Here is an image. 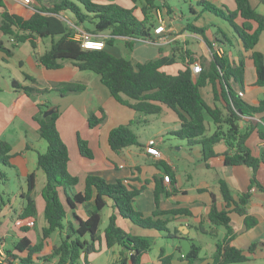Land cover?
Instances as JSON below:
<instances>
[{
  "label": "trees",
  "instance_id": "1",
  "mask_svg": "<svg viewBox=\"0 0 264 264\" xmlns=\"http://www.w3.org/2000/svg\"><path fill=\"white\" fill-rule=\"evenodd\" d=\"M137 1V0H134ZM237 7L230 10L225 5H218L211 0H198L202 12H210L227 20L236 30L241 39L243 48L252 51L250 58L253 60L257 79V86H264V54L253 50L264 31V14L259 12L250 0H234ZM160 0H145L142 6L143 18L140 19L129 8L116 2L99 3L95 0H33L25 5L15 2L8 5L0 0V30L7 35L12 43L6 46L0 40V49L5 54V59L11 57L13 49L20 43L29 42L37 48L40 40L51 38V46L42 54H38L39 62L47 69H59L64 60H71L82 71H92L99 75L101 81L108 87L111 94L119 101L128 104L134 110L143 114H158L162 106L167 105L174 109L180 119L181 127L173 132L174 135L187 140L190 146L200 144L204 159L216 156L215 145L224 141L227 150L223 153L227 166L246 164L255 171L260 158L252 154L247 140L254 129L251 124L241 126L245 116H253L260 112L264 106L252 105L241 99L233 84L245 89L246 62L244 57L238 62L231 61L228 55L214 53L213 60L206 67H202L198 78H193L192 65L196 59L188 50L175 47L173 56L162 55L157 59L144 63H133L125 56L111 53L107 46L111 45L115 36H124L129 48L133 46L130 38H152L154 29L158 26L156 12L162 7ZM264 3V0H261ZM168 13L172 11L170 5H164ZM64 13H70L75 19L74 25L80 27L88 22L91 32L98 33L110 31L111 37L107 38L103 49H84L80 42L72 38L74 30L62 18ZM243 19L241 26L236 23V18ZM187 30L204 33V28L190 22ZM86 30V29H85ZM86 30V31H88ZM89 31V32H90ZM179 57L184 64L177 73H169L165 66L177 61ZM25 80L33 83L37 79L25 73ZM208 83L213 85L214 99L221 102V106H210L204 99L201 88ZM13 86L22 89L27 96L48 95L58 92L61 95L84 91L86 86L77 82H59L51 87L39 88L36 85H23L13 80ZM122 95L128 97L123 99ZM130 100V101H128ZM39 111L34 115L38 122V133L47 142L44 152H38L37 165L46 177V182L41 190L44 201V219L46 225L42 227L39 241H34L27 234L13 240L11 247L3 250L5 264H36L37 260L52 261L57 258L56 264H79L84 257L88 262V255L100 251L102 241L108 248L115 245L122 247L120 264H144L143 255L153 246V238L136 236L127 232L118 222V217L131 220L134 224L144 228H154L172 234L167 227L168 221L174 219L176 214L187 212L184 209L161 210L159 208L160 195L164 192L161 179H157L155 189L156 210L152 215L146 216L134 206L135 198L143 188L132 186L124 180L110 182L99 175H88L84 180L82 191L75 192L73 188L79 183V177L71 174L68 169L70 161L69 148L57 127L59 110L51 115L44 116L49 105L39 104ZM99 115L94 111L88 114L90 127L101 126L106 114L104 108H99ZM211 119L215 128L207 121ZM134 121L121 124L109 132L108 142L115 152L123 148L138 145V134L132 129ZM264 138V132L260 131ZM78 148L82 156L93 158V151L87 140L78 138ZM10 142L0 139V164L14 167L12 159L14 153ZM168 174H172L167 168ZM2 178H6L0 171ZM171 176V175H170ZM164 180V177H163ZM252 181L255 182V175ZM27 189L21 193L23 202L18 210L20 220L37 223L39 216L38 202L34 191L37 186V174L32 172L27 175ZM220 189L227 203V207L235 204V211L245 216L247 228L257 222L255 217L248 215L246 205L249 194H243L235 200L231 188L225 180H220ZM70 190L71 192H68ZM64 191V196L62 195ZM3 193H0V202H4ZM66 196V198H65ZM111 201V204L110 202ZM93 202L90 208V203ZM85 206L87 216L83 218L75 209ZM112 207L109 222L101 231L103 211L107 206ZM72 210V218L68 219ZM165 216L163 220L157 218ZM212 227L200 223L197 228L207 234H216L218 226H224L226 236L218 240L216 250L212 255L214 264L242 263L248 260L244 251L232 244L230 216L228 210H219L214 202L208 214ZM33 225L19 226L22 233L28 232ZM59 232V244L52 247V252L41 255L45 243L52 234ZM5 239V238H4ZM1 244V241H0ZM251 250V248H250ZM188 264L199 261V248H193L184 255ZM168 259H164L166 261Z\"/></svg>",
  "mask_w": 264,
  "mask_h": 264
},
{
  "label": "crops",
  "instance_id": "2",
  "mask_svg": "<svg viewBox=\"0 0 264 264\" xmlns=\"http://www.w3.org/2000/svg\"><path fill=\"white\" fill-rule=\"evenodd\" d=\"M4 1L8 5H12L15 2L22 3L21 0ZM95 1L99 3L116 2L123 6L134 8L137 17L143 18L142 6L145 0ZM211 1L219 5H225L230 10H235L237 7L234 0ZM185 2L188 4L190 10L188 15L184 14V12L179 13V10L170 5L166 0H160L159 4L162 7L157 10L156 15L158 25L161 20H164L166 24V39L154 42L145 38H130L133 40V46L129 48L126 44L129 38L115 36L112 44L107 46L108 50L114 55L130 58L133 63H144L157 59L162 55L173 56L175 47H177L188 50L196 59L195 63H199L203 68H206L213 60L214 53L228 55L230 60L234 62H238L244 57L246 62L245 89H241L236 84H233L234 88L238 96L247 103L252 105L264 103V86L256 85V68L253 60L249 57L252 51H247L243 48L242 41L238 37L234 27L221 17L210 12H202L201 7L197 3L198 0H185ZM165 4L170 5L172 11L168 13V9L164 6ZM253 7L255 6L253 5ZM0 12H2L1 7ZM262 13L264 14V11ZM62 18H66L73 23L75 21L70 13H64ZM235 21L240 27L243 19L237 17ZM190 22L196 26L203 27L204 33L187 30V25ZM80 27L84 29L83 26ZM89 33L97 40L106 41L107 38L112 36L110 31ZM152 38L155 39L156 35L153 34ZM45 39L39 41L36 49L29 42L18 44L13 49L12 56L7 57V59H5V54L0 49V67H2L1 62L10 65L11 60L16 59L15 62H17L19 71L23 77V81H21L9 75L12 81L11 87H8L7 90H3L0 87V112L7 110L15 114L14 116L21 115L28 119V121L26 120V125L20 123V127L24 128L23 131L19 126L13 129L16 135L15 139L5 137V131L9 129L0 126V139L11 143L12 152L14 153L12 159L13 165L14 160L19 157L26 176L32 172H36L37 186L34 194L36 191L37 194H40L46 182L44 172L37 165V150L38 146L40 147L42 144L41 139L43 138L38 133L39 124L34 119V115L39 111V104L49 105V107L56 106L60 113L57 127L70 153L68 169L71 174L79 177V183L73 188V191L78 192L83 190L84 180L88 175H99L110 182L124 180L132 186L143 188L141 193L135 198L134 206L146 216H150L157 207L155 189L157 179H161L164 185V192L160 195L159 208L161 210L179 208L187 211L176 214L174 219L168 221L167 227L174 234L172 236H167L165 232L154 228H144L136 225L127 218L118 217V224L127 232L136 236L153 238L152 249L143 255L142 260L144 264H188V261L184 258L185 252L181 245L183 239L190 241L191 249L193 246L199 248L200 259L195 264H214L212 255L216 250V243L226 236L227 230L224 226H218L215 229L216 234L211 235L203 233L197 228L201 222L207 228L212 227L208 214L214 202L219 210L226 209L229 211L232 228L231 237L233 238L232 244L242 249L248 256V260L245 262L228 264H264V138L260 135V131L264 132V106L260 112L253 116H245L244 120H241L242 127L251 124L255 126L247 140V145L250 147L252 154L260 158V163L255 174L252 167L246 164L232 166L225 164L223 153L227 150V146L224 141H220L215 145L216 156L207 160L204 159L200 144L190 146L187 140L173 134L175 130L181 127V119L178 113L167 105H163L162 111L156 114L161 120L159 131L153 133L148 139H144L143 136L135 131L143 146L132 145L115 152L111 149L108 142L110 130L118 125L128 124L131 121H134L132 127L142 123L149 124L151 123L152 114H143L134 110L128 104L119 101L101 81L99 75L92 74V71L80 70L71 60H64L62 67L59 69L45 68L37 57L38 54H42L46 50L40 49V45L46 47ZM49 39L51 40V38ZM0 40L4 41L6 46H10L12 43V40L9 41L7 35L1 30ZM48 45L49 47L51 46V41L47 40ZM253 50L264 54V31L261 33L259 41ZM177 59L174 63L165 66L167 72L177 73L179 68L183 67L184 64L180 61L181 59L179 57ZM25 73L35 77L37 82L33 83L25 80ZM199 73L193 72L195 80L198 78ZM13 80H17L23 85H36L39 88L51 87L53 84L59 82H77L84 84L86 89L78 93H67L65 95L51 92L47 96L35 95L30 97L25 95L22 89L14 87ZM3 92L15 95V99H13L10 106L5 105L2 99ZM240 92L244 94L240 95ZM201 93L210 106L214 107L215 104L221 106V102L214 99L213 85L211 83L202 87ZM122 97L123 99H128L125 95H122ZM100 107L104 108L106 119L101 126L92 128L88 122V114L90 111H94L99 115ZM207 121L210 124L211 132H213L215 128L213 122L208 117ZM28 132H31V134ZM165 134L175 137L173 142L179 146L178 149H173V146L164 148ZM79 136L88 141L93 151V158L81 155L78 148ZM28 138H32L33 141H29ZM152 139L157 141V147L162 154L161 158H156L147 152L146 146ZM167 168L172 172V174L170 173V182L163 180L164 175L168 174ZM253 175H255V182L252 181ZM220 180L227 182L234 199L237 201L241 195L249 194V202L246 208L248 215L255 217L257 220L254 226L251 228L246 227L245 216L235 211L234 203L227 207L220 189ZM26 189L27 183L25 186H21L18 193H15L19 208L23 202L21 193L25 192ZM68 192L71 191L68 190ZM0 193L2 192L0 191ZM64 193L62 191L63 196ZM1 199L4 200L3 195ZM36 200L39 209L37 222H42V230V227L46 225L43 212L44 201L42 198ZM109 202L111 204V201ZM92 204L93 202L89 204L90 208ZM75 211L83 218L87 216L85 206L80 205ZM71 213L72 210L69 211L68 219L72 218ZM111 213L112 207L109 205L103 211L102 232L109 222ZM157 218L164 220L166 217L158 216ZM105 220L106 224H104ZM33 229L34 227L25 233H22L20 229H11L4 235L13 233L11 235L13 242L17 237L24 234L32 238L31 231ZM55 233L57 234L55 237L58 242L56 244H59L61 235L59 232ZM201 235H209L214 239V242L208 243L202 241ZM52 236L45 243L44 251L41 255L52 252V247L56 245L54 242L53 244L51 242L54 239ZM121 252V246L115 245L108 248L105 242L102 241L100 251L88 255V262L83 257L80 263L120 264ZM164 259L168 260L164 261ZM56 261L57 258L49 262L46 261L44 264H56Z\"/></svg>",
  "mask_w": 264,
  "mask_h": 264
},
{
  "label": "rangeland",
  "instance_id": "3",
  "mask_svg": "<svg viewBox=\"0 0 264 264\" xmlns=\"http://www.w3.org/2000/svg\"><path fill=\"white\" fill-rule=\"evenodd\" d=\"M166 1L170 5L178 9L179 13L184 12V14H187V15L189 14L190 10L185 0H166ZM251 2L259 12L262 13L264 11V3H262L261 0H251ZM67 23L69 22L67 21ZM90 25L91 24H89L88 22L81 24V26H83V28L86 30L90 28L89 27ZM47 40L49 42L51 41L49 38H46L44 42L46 43L47 48L44 47V45H40L41 50L48 49L50 44L47 46ZM41 44H44V43H41ZM15 60L16 59L11 60L10 65H6L1 62L2 67H0V87L3 90L5 89L7 90L8 87H11L12 81L10 77L23 81V77L19 71V66L17 62H15ZM91 73L95 74L93 72ZM2 94H3L2 99L5 102V105L10 106L13 99H15V95H13L12 93H5V92H3ZM14 115L15 114L11 113V111H7V110L0 112V126H2L3 128L5 127L9 129L8 131H5V134L3 133L4 136L9 139H15L16 137L13 129L17 128V126L21 128L20 123H23V125H26V120L28 121V119L25 118L24 116H21V115L14 116ZM151 116H152L151 123L149 124L142 123L134 127L131 126L132 129H134V131H136L139 135L143 136L144 139L150 138L153 135V133L160 130L161 120L156 116V114H152ZM21 129L23 131L24 128H21ZM28 133L31 134V132H28ZM174 138L175 137H173L172 135L165 134L164 148H170L173 146V149H178L179 146H177L173 142ZM28 139L29 141H33L32 138H28ZM41 140H42V144L40 145V147L38 146L37 152H43L47 148V142L44 139H41ZM0 171L4 172L5 175L7 176V179L2 178L0 174V191L3 193V196H4V202H0V241H1L0 247L1 249L5 250L6 247L12 246L11 235H13V233H10V234L8 233L7 235H4V234L11 229H14V230L19 229V226L21 225L22 226L33 225L34 229L31 231V236L33 239L39 241L40 235H41L42 222H37L35 224H32L30 219L20 220L18 217V213H17L19 210V205L17 203V197L15 193L19 192V189L21 188V186L26 185V179H27V176L25 175V170H23L19 157H17L14 160V167H8L3 164H0ZM34 195L36 196L35 197L36 199H41L40 198L41 195L39 193L37 194V191L35 192ZM104 222H105L104 224L107 223L106 220ZM55 236H57L56 233L53 234L52 236V238H54L51 241L52 244L53 242L54 244L58 243ZM201 236H202V239H201L202 241H205L208 243L214 242V239L210 237L209 235H201ZM6 238H7V241H6ZM44 262L46 261H43L40 259L36 261V264H44ZM79 264H84V263L81 262Z\"/></svg>",
  "mask_w": 264,
  "mask_h": 264
},
{
  "label": "built area",
  "instance_id": "4",
  "mask_svg": "<svg viewBox=\"0 0 264 264\" xmlns=\"http://www.w3.org/2000/svg\"><path fill=\"white\" fill-rule=\"evenodd\" d=\"M23 4L28 5L33 2V0H21ZM69 22L70 27L74 30V33L72 35V38L79 41L81 46L84 49H103L105 47V40H97L92 37V35L87 32L86 30L82 29L81 27H78L74 25L70 20L64 19ZM154 34L156 35V38H148L150 40H153L154 42H160L167 38L166 33V24L164 20H161L159 25L154 29ZM192 71L195 73H199L202 71V67L199 63H195L192 65ZM243 92H240V95H243ZM147 152L151 155H153L156 158H161L162 154L159 148L157 147V141L155 139H152L148 142L146 146ZM164 181L170 182L171 176L170 174L164 175ZM5 254L3 250L0 247V264H5L3 261Z\"/></svg>",
  "mask_w": 264,
  "mask_h": 264
},
{
  "label": "water",
  "instance_id": "5",
  "mask_svg": "<svg viewBox=\"0 0 264 264\" xmlns=\"http://www.w3.org/2000/svg\"><path fill=\"white\" fill-rule=\"evenodd\" d=\"M57 110V107L56 106H50L48 109H46V111L44 112V116H48V115H51L53 112H55ZM181 245H182V248L185 252V254H187L190 249H191V243L188 239H183L181 241Z\"/></svg>",
  "mask_w": 264,
  "mask_h": 264
}]
</instances>
